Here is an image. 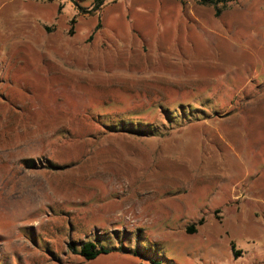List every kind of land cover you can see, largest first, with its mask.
<instances>
[{
	"label": "rangeland",
	"instance_id": "obj_1",
	"mask_svg": "<svg viewBox=\"0 0 264 264\" xmlns=\"http://www.w3.org/2000/svg\"><path fill=\"white\" fill-rule=\"evenodd\" d=\"M76 2L0 0V264H264V0Z\"/></svg>",
	"mask_w": 264,
	"mask_h": 264
},
{
	"label": "trees",
	"instance_id": "obj_2",
	"mask_svg": "<svg viewBox=\"0 0 264 264\" xmlns=\"http://www.w3.org/2000/svg\"><path fill=\"white\" fill-rule=\"evenodd\" d=\"M105 1H107V0H93V9L92 10L99 9ZM231 1H235V0H198V2L201 4H212V5H214L216 8V15H218L221 11V8H219L220 4L222 6H224L226 3L231 2ZM73 2L75 3V5L78 8H81V6L76 2V0H73ZM124 124H128V123L124 120H121V122H119V123H115V125H122V126ZM129 129H132V131H133L136 128L135 129L129 128ZM198 223H202V219L198 220ZM194 227H195V225L192 224L190 227H188V230L194 231ZM67 246L69 247V249L71 251L83 256L87 260L94 259L99 254L107 253L110 250L107 247H105L103 245H98L97 243H94L92 241H84L81 243V245L79 247L77 246V242L70 241V242H68ZM152 262H153V264H159L158 262H156L154 260H152Z\"/></svg>",
	"mask_w": 264,
	"mask_h": 264
},
{
	"label": "crops",
	"instance_id": "obj_3",
	"mask_svg": "<svg viewBox=\"0 0 264 264\" xmlns=\"http://www.w3.org/2000/svg\"><path fill=\"white\" fill-rule=\"evenodd\" d=\"M237 195H239L238 197H242L243 196V194H241V193L240 194H237Z\"/></svg>",
	"mask_w": 264,
	"mask_h": 264
}]
</instances>
